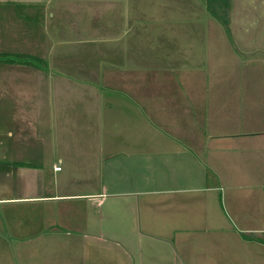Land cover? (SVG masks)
Instances as JSON below:
<instances>
[{
	"label": "crops",
	"instance_id": "0c3cea01",
	"mask_svg": "<svg viewBox=\"0 0 264 264\" xmlns=\"http://www.w3.org/2000/svg\"><path fill=\"white\" fill-rule=\"evenodd\" d=\"M37 1L67 23L41 63L8 40ZM49 2L0 0V264H264V136L205 0Z\"/></svg>",
	"mask_w": 264,
	"mask_h": 264
},
{
	"label": "rangeland",
	"instance_id": "374dc122",
	"mask_svg": "<svg viewBox=\"0 0 264 264\" xmlns=\"http://www.w3.org/2000/svg\"><path fill=\"white\" fill-rule=\"evenodd\" d=\"M56 2L57 0H50L49 4L54 6ZM221 2L225 4V7L220 9L217 5L216 11L220 12L224 20L227 21L228 28L223 26L224 24L222 25L217 19L213 20L207 11L210 15L209 21L214 22L216 31H226L227 40L229 38L233 47L232 53L234 56H238V60L234 61V57L231 55L233 61H231V64L225 65V69L218 71L219 74L216 75V78L231 80L230 87L232 86L233 90L231 94L226 95L231 96L233 105L237 108L236 112L238 114L237 116L233 115V117L240 121V127L248 131H261L259 134L261 138V136H264V0H222ZM21 5L18 6L17 11L20 15H23L22 19L28 29L25 31L24 36L18 34V36H12L13 38L8 37V40L16 44L18 51L21 52V55H19L21 60L30 57L32 60L41 63L42 57L37 56V54L33 53L29 56L24 53H32L30 47L35 42V38L38 41L42 40L43 27H45L46 34L49 33V29L54 32L55 36H58L64 32L62 31L63 25L65 27L67 23L64 21L62 25L58 15L54 18L49 17V21L43 20L41 10L39 17L34 11L30 14L33 8L41 9L42 2L37 1V3ZM192 5L194 6V4ZM191 9L189 7L183 8L184 26H189L188 22L191 21L193 26L204 28V25L192 16ZM174 10L175 6L168 7L170 17L173 16ZM25 15L27 16L24 18ZM28 30L29 32H27ZM40 43L36 44L35 47L39 51V55H42L44 46ZM71 46L73 47L69 48L70 53L65 52V57L70 58L79 54L78 49L74 48L78 45L73 43ZM260 203L264 204V200H261ZM24 255L26 256V252Z\"/></svg>",
	"mask_w": 264,
	"mask_h": 264
},
{
	"label": "trees",
	"instance_id": "16d2710c",
	"mask_svg": "<svg viewBox=\"0 0 264 264\" xmlns=\"http://www.w3.org/2000/svg\"><path fill=\"white\" fill-rule=\"evenodd\" d=\"M222 0H206V7H207V11L209 12V14L211 16H213L214 18L217 19V21H219L223 26L227 27V21L224 20V17L221 15L220 12L216 11V6L219 7L220 9L222 7H225V4H222L221 2Z\"/></svg>",
	"mask_w": 264,
	"mask_h": 264
},
{
	"label": "built area",
	"instance_id": "2783aa9c",
	"mask_svg": "<svg viewBox=\"0 0 264 264\" xmlns=\"http://www.w3.org/2000/svg\"><path fill=\"white\" fill-rule=\"evenodd\" d=\"M55 169H59V166L55 167Z\"/></svg>",
	"mask_w": 264,
	"mask_h": 264
}]
</instances>
